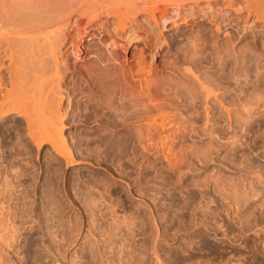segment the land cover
Returning <instances> with one entry per match:
<instances>
[{
    "label": "rangeland",
    "instance_id": "rangeland-1",
    "mask_svg": "<svg viewBox=\"0 0 264 264\" xmlns=\"http://www.w3.org/2000/svg\"><path fill=\"white\" fill-rule=\"evenodd\" d=\"M199 16L165 24L169 119L112 62L68 78L55 146L0 113V264H264V28Z\"/></svg>",
    "mask_w": 264,
    "mask_h": 264
},
{
    "label": "bare ground",
    "instance_id": "bare-ground-1",
    "mask_svg": "<svg viewBox=\"0 0 264 264\" xmlns=\"http://www.w3.org/2000/svg\"><path fill=\"white\" fill-rule=\"evenodd\" d=\"M197 14L208 17L218 30L225 22L236 23L237 30L248 23L264 28V0H0V113L20 109L18 115L26 114V122L41 130L45 143L62 142L60 114L68 78L85 76L89 87L101 73L98 66L112 62L117 65L110 71L112 79L132 75L138 87L131 85L129 95L144 93L146 100L137 99L135 105L168 118L167 112L182 108L169 89L159 83L154 97L147 93L159 75L157 52L167 41L166 22L177 18L172 26L186 25ZM136 41L142 42L141 48L132 45ZM72 49L81 55L73 62Z\"/></svg>",
    "mask_w": 264,
    "mask_h": 264
}]
</instances>
